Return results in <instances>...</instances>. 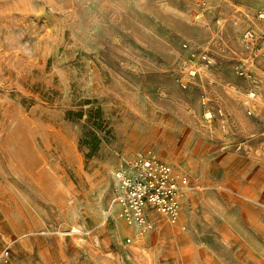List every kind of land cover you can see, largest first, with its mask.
I'll use <instances>...</instances> for the list:
<instances>
[{"label": "rangeland", "instance_id": "rangeland-1", "mask_svg": "<svg viewBox=\"0 0 264 264\" xmlns=\"http://www.w3.org/2000/svg\"><path fill=\"white\" fill-rule=\"evenodd\" d=\"M149 151L180 217L130 226ZM0 264H264V0H0Z\"/></svg>", "mask_w": 264, "mask_h": 264}, {"label": "built area", "instance_id": "built-area-1", "mask_svg": "<svg viewBox=\"0 0 264 264\" xmlns=\"http://www.w3.org/2000/svg\"><path fill=\"white\" fill-rule=\"evenodd\" d=\"M254 36L253 31L244 35L246 41H252ZM115 180L111 209L128 225H146L149 212H157L172 223L179 219L187 178L180 177L152 152L125 160L124 167L115 173Z\"/></svg>", "mask_w": 264, "mask_h": 264}]
</instances>
